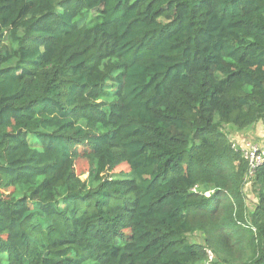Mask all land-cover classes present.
<instances>
[{
	"label": "trees",
	"instance_id": "obj_1",
	"mask_svg": "<svg viewBox=\"0 0 264 264\" xmlns=\"http://www.w3.org/2000/svg\"><path fill=\"white\" fill-rule=\"evenodd\" d=\"M262 120L264 0H0V264H264Z\"/></svg>",
	"mask_w": 264,
	"mask_h": 264
},
{
	"label": "rangeland",
	"instance_id": "obj_2",
	"mask_svg": "<svg viewBox=\"0 0 264 264\" xmlns=\"http://www.w3.org/2000/svg\"><path fill=\"white\" fill-rule=\"evenodd\" d=\"M224 130L227 132L231 143H234L236 146L242 147V144L248 142L264 148V120L258 121L249 127L237 129L235 127L227 126ZM88 166V162L85 158H78L74 165L75 173L80 176L81 179L86 178L88 174ZM128 169V165L123 162L115 167L113 172H127ZM243 191L245 204L248 210L252 211L256 199L249 183L244 185ZM190 238L195 241H201V235L198 233L192 235Z\"/></svg>",
	"mask_w": 264,
	"mask_h": 264
},
{
	"label": "built area",
	"instance_id": "obj_3",
	"mask_svg": "<svg viewBox=\"0 0 264 264\" xmlns=\"http://www.w3.org/2000/svg\"><path fill=\"white\" fill-rule=\"evenodd\" d=\"M243 157L247 161L248 173L252 174L255 169L264 163V148L256 144L245 143L240 147Z\"/></svg>",
	"mask_w": 264,
	"mask_h": 264
},
{
	"label": "bare ground",
	"instance_id": "obj_4",
	"mask_svg": "<svg viewBox=\"0 0 264 264\" xmlns=\"http://www.w3.org/2000/svg\"><path fill=\"white\" fill-rule=\"evenodd\" d=\"M9 158V157H8Z\"/></svg>",
	"mask_w": 264,
	"mask_h": 264
}]
</instances>
